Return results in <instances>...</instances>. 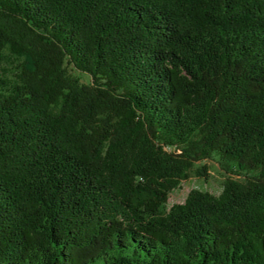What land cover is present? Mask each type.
Listing matches in <instances>:
<instances>
[{
    "label": "trees",
    "instance_id": "obj_1",
    "mask_svg": "<svg viewBox=\"0 0 264 264\" xmlns=\"http://www.w3.org/2000/svg\"><path fill=\"white\" fill-rule=\"evenodd\" d=\"M0 264H264V0H0Z\"/></svg>",
    "mask_w": 264,
    "mask_h": 264
},
{
    "label": "rangeland",
    "instance_id": "obj_2",
    "mask_svg": "<svg viewBox=\"0 0 264 264\" xmlns=\"http://www.w3.org/2000/svg\"><path fill=\"white\" fill-rule=\"evenodd\" d=\"M5 59L2 65V72L10 79L15 80V76L18 72V64L19 61L16 60L14 56L11 55V52L7 49L5 52ZM69 72L75 77H79L84 82H91V79L88 75L78 72L74 70V68L69 67ZM207 164L208 168V178L198 177L195 174L196 168ZM195 170L191 171V177L189 180L184 181L180 189L171 194L170 197V205L179 204L184 202L187 195H189L190 191L193 190H203L206 192H211L213 194L219 195L223 191L224 182L227 181L229 175H227L221 167L220 160L217 156H215L210 161H205L200 164H197L194 168ZM236 180H243V176L236 177Z\"/></svg>",
    "mask_w": 264,
    "mask_h": 264
}]
</instances>
